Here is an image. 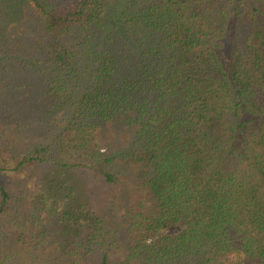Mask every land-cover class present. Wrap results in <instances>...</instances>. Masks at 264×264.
I'll use <instances>...</instances> for the list:
<instances>
[{
	"label": "trees",
	"instance_id": "trees-1",
	"mask_svg": "<svg viewBox=\"0 0 264 264\" xmlns=\"http://www.w3.org/2000/svg\"><path fill=\"white\" fill-rule=\"evenodd\" d=\"M118 132L130 151L101 153ZM0 145L13 171L66 147L89 164L61 173H138L126 188L144 197L113 220L75 194L82 179L44 175L38 213L64 251L45 264H112L123 247L117 264H264V0H0ZM13 200L0 186V215Z\"/></svg>",
	"mask_w": 264,
	"mask_h": 264
},
{
	"label": "rangeland",
	"instance_id": "rangeland-1",
	"mask_svg": "<svg viewBox=\"0 0 264 264\" xmlns=\"http://www.w3.org/2000/svg\"><path fill=\"white\" fill-rule=\"evenodd\" d=\"M52 134V132L48 133L49 136H51ZM33 135L37 136L36 133ZM113 137L115 139L113 141H106V143L100 142L101 153L109 154L115 157V154L117 152L124 151L125 153L127 151H130V146L123 139V133L118 132V134L113 135ZM39 142L40 141L36 139V143H34L35 150L32 153L37 154L39 151H41L42 148L40 147ZM47 142V145L53 144L54 140L52 139ZM63 143L66 144V142ZM0 148H2V145H0ZM62 149V155H57V153H55L54 155H48V159L50 162L47 163V166H28L27 168H23L18 171H13L14 167L11 160L7 158V154H0V168L2 167L9 169V172L0 174V186L7 188L14 196V200L11 209H9V212L0 215V264H2V262H5V264H45V261L49 258V254H64L63 250L60 251L54 248L51 249L52 242L59 240L60 230H57L56 227L60 229L59 226L61 224L57 222L56 224L48 223L47 210L46 212L40 211V213H38L41 204H44V199L47 197V191L44 189V187H38V183L40 179L42 180L44 175L47 176L48 174V176H53L57 180L69 178L74 182V185H76V183L78 184L80 179H82V182L86 184L85 192L79 187L76 189L75 194L78 196L85 194L86 197L84 198V200H87L89 202L88 205L90 207H93L94 210H101L103 208L105 210L106 217L110 220H113L114 218L116 219V213H114L113 206L111 204L122 203V201L129 199V197L133 198L132 202H136L138 199L144 197V191L137 190L130 193V190L126 188L127 179L130 182L134 181L135 184V177L136 174H138L137 172H131L130 169H128L127 171L129 173H133L132 177L127 178L126 176V178L120 179V183L118 186H105L102 180L96 178L95 173H102V171L105 169L104 163L100 164V167L97 166L96 168H79L75 169L74 171L70 170L68 173H61L60 167H56V164L54 165L56 161L69 162V164L76 165L83 163L87 165L89 164L87 160H82L79 155L75 156L76 153H74L72 157L71 154L66 155V147H62ZM68 156L71 157L70 160ZM120 165H123V163L121 162ZM110 166L111 165H109L108 168ZM122 167L123 166H121L120 170L123 169ZM63 193L67 194L65 191H63ZM75 198L78 197L75 196L73 198V201H76ZM51 199L53 198L51 197ZM52 202H48L45 204H52ZM47 207L49 208L48 213L51 212L52 207ZM51 217L52 215H50V218ZM71 226L73 228L75 224L73 223L71 224ZM20 234H23L26 240H28L31 245H27L24 248H21V245L16 248L14 246V241L20 236ZM46 238H48L49 241H47ZM43 241H46V243H48L46 245L47 247L44 249V245H41ZM38 242L41 245V251L36 250L35 246ZM122 246H126L125 243L119 245V247ZM5 251H7L8 257H1V254ZM18 251L20 252L19 254ZM124 253V247L118 248V251H113L112 256L114 257V259L116 258V260L113 259L112 264H117L118 260L124 255ZM42 254H46V257H42ZM61 256L60 258L62 259L59 260V262L56 263L55 261H53L49 264H62L63 257ZM6 259H8V261Z\"/></svg>",
	"mask_w": 264,
	"mask_h": 264
}]
</instances>
